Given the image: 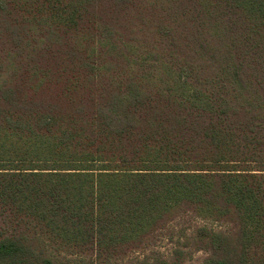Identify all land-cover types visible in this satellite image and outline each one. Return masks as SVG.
Returning <instances> with one entry per match:
<instances>
[{
    "label": "trees",
    "instance_id": "obj_1",
    "mask_svg": "<svg viewBox=\"0 0 264 264\" xmlns=\"http://www.w3.org/2000/svg\"><path fill=\"white\" fill-rule=\"evenodd\" d=\"M193 251L264 264V0H0V264Z\"/></svg>",
    "mask_w": 264,
    "mask_h": 264
},
{
    "label": "rangeland",
    "instance_id": "obj_2",
    "mask_svg": "<svg viewBox=\"0 0 264 264\" xmlns=\"http://www.w3.org/2000/svg\"><path fill=\"white\" fill-rule=\"evenodd\" d=\"M173 244L167 241H163L158 249L164 254H169L172 251ZM207 254L203 251H193L192 254L188 257L186 264H204V259Z\"/></svg>",
    "mask_w": 264,
    "mask_h": 264
}]
</instances>
